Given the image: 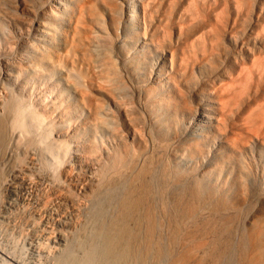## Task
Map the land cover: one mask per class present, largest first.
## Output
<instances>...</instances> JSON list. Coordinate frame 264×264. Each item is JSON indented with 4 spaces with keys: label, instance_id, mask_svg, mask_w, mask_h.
Returning a JSON list of instances; mask_svg holds the SVG:
<instances>
[{
    "label": "bare ground",
    "instance_id": "1",
    "mask_svg": "<svg viewBox=\"0 0 264 264\" xmlns=\"http://www.w3.org/2000/svg\"><path fill=\"white\" fill-rule=\"evenodd\" d=\"M105 1L110 9L111 0ZM189 1L182 7L184 17L174 25L181 41L172 46L167 44L176 32L169 30L172 23L163 19V13L160 28H150L153 33L147 29L158 24L153 11L146 9L150 12L142 16L141 34L145 38L147 30L156 48L169 46L170 56L165 59L172 68L168 71L163 60L162 71H156L149 82L139 69L151 55L140 57L136 52L128 63L121 57L125 51L120 49L126 48L121 36L114 35L120 41L116 48L112 41L93 34L97 31H91L94 25L84 15L90 0L77 3L75 26L71 25L59 53L58 48L50 53L44 46L38 49L44 35L35 39L31 46L39 51L32 53L14 28L4 25L8 30L0 39V225L20 224L19 233L26 241L18 248L0 242V264H243L246 258L239 256L254 247L245 225L264 174L257 176V162L253 166L243 158L231 176L237 163H230L228 169L224 163H229L230 150L244 152L252 136L264 142V16L263 22H253L255 28L250 25L251 2L242 10L239 0L232 1L233 7L229 0H203L206 8L213 3L209 16L205 7L194 5L196 0ZM136 4L130 1L128 19L138 18ZM53 5L46 4L41 12L42 5L34 14L38 36L53 25ZM8 6L11 16H7L15 19L14 8ZM134 22L123 26L134 28ZM227 37L233 46L225 42ZM64 57L73 60L69 69L86 79L81 86L68 71L64 77L75 84L77 104L67 95L54 94V84L38 81L40 70H46L43 58L55 63ZM54 71L47 68L48 74ZM167 72L166 86L161 75ZM91 82L98 91H106L105 97L84 88ZM204 90L213 91L218 104L217 124L214 129L196 121L195 132H188L185 111L196 109L194 92ZM218 135L229 143L218 144L222 154L213 152L214 160L204 163L200 158L210 150L209 137L214 140ZM20 145L25 161L14 159Z\"/></svg>",
    "mask_w": 264,
    "mask_h": 264
},
{
    "label": "rangeland",
    "instance_id": "2",
    "mask_svg": "<svg viewBox=\"0 0 264 264\" xmlns=\"http://www.w3.org/2000/svg\"><path fill=\"white\" fill-rule=\"evenodd\" d=\"M5 1H9V2H11V6H8V5H5ZM31 1V0H30ZM54 1V2H53ZM78 1H80V2H78ZM83 1V0H82ZM81 0H33V1H31V2H29V0L28 1H26L25 2V0H4V3H2L3 1L2 0H0V8H2V9H0V22H1V24H0V39L1 40H3V35H2V33L5 31L6 33H7V30H8V27L9 28H14V32L16 33V35L21 39V41L23 42H26L25 43V45L27 46L28 45V47L30 46V48H32V53H38V51L39 50H37V48H34V50H33V47L31 46L34 42H35V39H38L39 40V37L41 36V35H44V37L46 38V40L47 39H49L48 41H46V40H43L42 42H40L39 44V48L38 49H40V47H42L43 48V46H44V48H46V50L48 51H46V50H44L45 51V53H50L51 52V48H52V50L55 48V49H57L56 51L59 53V52H62V49L64 48V46H62V43H63V45H64V41L66 40V38L68 39L69 37L68 36H70V34H69V32L71 33L72 32V26L71 25H73V26H75L74 25V19L75 18H73V16L75 17V15H76V11L78 10V7H77V5L78 4H80L81 2H82ZM91 1L92 0H90V2H89V4H88V6H87V8H86V12L88 11V13H85L84 15H85V17H87L86 15H88L90 18H89V22H88V24H90V25H94L92 28H91V31L94 29L95 31H97V32H94L93 31V34L95 35L96 33H98L99 34V36H103V37H105V39L108 41V42H110V41H112V45H114L116 48H119V43H120V41H118L117 39V36H114V35H119V36H121L120 38L122 39V41H125L126 42V44H125V46H126V48H121L120 50H122L123 52H124V54L122 53V59H124L125 61H128V63H129V61H130V58L132 59L133 58V54H135L136 52H137V54L139 53V56L141 57V55H144V54H146V56L147 55H151L149 58H147V60H146V64L145 65H141L142 67V70H141V68L139 69L141 72H139V70L137 69V71L139 72V73H141V74H144L147 78H148V80H147V82H149L150 80L152 81L153 79H155V77H154V73L156 72V73H159V72H161L162 71V69H159V68H161L163 65H165L166 64V67H167V69H168V71H171L172 70V68L169 66L170 65V63H169V60H167V59H165V58H167L168 56H170V54H168L169 52L167 51L168 50V47L169 46H172L173 45V43H175V42H178V41H181V36L179 35V33H178V28L176 27V26H174L176 23L178 24V21H181V19H180V17H184V15H183V13H184V11H183V6H185V4H187L188 3V0H176V2H175V0H168V1H166V3H165V0H163V2L161 1V0H150V2L148 1V0H146V2H145V0H135V2L137 3L136 4V7H135V10H136V13L137 14H139L138 15V18H136V16L135 15H132V18L131 17H129V19H128V17H126L127 16V14L129 15V14H131V12L128 10L129 9V3H130V1L131 0H111V4H109L110 6H111V10L109 9V7H107L108 5L105 3V2H107V1H103V0H93L94 1V3H93V1H92V3H93V6H94V4H96V3H98V5L96 4L94 7L92 6V4H91ZM98 1V2H97ZM103 1V2H102ZM114 1V2H113ZM155 1V2H154ZM158 1L160 2H162V4L161 3H158ZM171 1H173L172 3H171ZM193 1H195V0H193ZM193 1H189V2H193ZM197 1V2H196ZM195 2H193L194 3V5H197V6H199L200 8H202L203 7V9H204V7L206 6H204V4L202 5V3H203V0H196ZM233 0H229V3L231 4V7H233L232 6V4H233V2H232ZM243 1V2H242ZM40 2V3H39ZM43 2V3H42ZM48 2V3H47ZM51 2V4H54L53 6H55V11L54 12H56V13H52L51 14V19H50V21H51V23L53 24L52 26H50V25H48V27H46L45 29H44V32H42V34H41V32L39 33V36H38V33L36 34V27H37V24L35 23V15L34 14H37V12L36 11H39L40 12V10L41 9H43V10H41V12L42 11H45L46 9H47V6L49 5V3ZM96 2V3H95ZM100 2H102V3H100ZM110 2V0H108V3ZM174 2H175V4H177L178 5V7H176L177 5H175L174 4ZM202 2V3H201ZM211 2V1H210ZM242 2V3H241ZM250 2H251V4H253V5H251L250 4ZM2 3V4H1ZM30 5H29V4ZM44 3H46L47 4V6H46V4H44ZM78 3V4H77ZM143 3H145V4H143V6H142V4ZM154 3V4H153ZM156 3H158V5H156V9H158L157 11L155 10V8L152 6V5H155ZM183 3H184V5H183ZM192 3V4H193ZM198 3H199V5H198ZM239 3L241 4V9L242 10H244V8L245 7H247V6H252V8L251 9H253V10H251L250 9V11H251V15L253 16V18L254 19H252L251 21H250V25L251 26H254L255 24L254 23H256V24H259V22L261 23V22H263L262 21V19L263 18H261V17H263L264 16V14H262V13H264V8H263V5H264V0H239ZM105 4V5H104ZM115 4V5H114ZM149 4H150V6H149ZM161 4V5H160ZM165 4V5H164ZM168 4H169V6H168ZM173 4H174V6L176 7H173ZM212 4L213 3H211L210 5H207V8L205 7V10L207 9V11L209 12V16H212L213 14H211L212 12H210L211 11V6H212ZM2 5V6H1ZM3 5H4V7H3ZM14 5V6H13ZM34 5V6H33ZM42 5H45V6H43V8L41 7ZM89 5H91L92 7H93V9L91 10L90 9V7L91 6H89ZM148 6L147 8H146V6ZM167 5V6H166ZM172 5V6H171ZM245 7H244V6ZM6 6H8V8H10L11 10H12V8H14L12 11H14V13L12 12L11 14L13 15L14 14V16H15V19L17 20V21H14L15 19L12 17V18H9V16H11V15H9V10L6 8ZM16 6V7H15ZM39 6H40V9H39ZM106 6V7H105ZM159 6V7H158ZM161 6V7H160ZM210 6V8H209V10H208V7ZM27 7H29V8H33L32 10L33 11H31V12H28L29 10H25V8H27ZM91 7V8H92ZM98 9H97V8ZM151 7V8H150ZM158 7V8H157ZM181 9H180V8ZM254 7V8H253ZM6 8V9H5ZM16 8V9H15ZM22 8V9H21ZM35 8V9H34ZM96 8V10H97V13L95 12V11H93L94 9ZM106 8V9H105ZM114 8H116V9H114ZM138 8V9H137ZM142 8H145V10L144 9H142ZM149 8V9H148ZM166 8H168V9H166ZM173 10H172V9ZM177 10L176 12H175V9ZM261 8H263V10L261 9ZM18 9V10H17ZM58 9V10H57ZM88 9V10H87ZM112 9H113V11H112ZM120 9V10H119ZM152 10L153 11V18L152 19H155L154 21H155V23H158V24H153V25H147V29H148V31L149 32H151V33H153V31H155V30H157V29H159L160 27H158V25H160L161 24V22L163 21V19H168L167 20V23L169 24L170 22L172 23V25H170V27H169V30H170V28H171V30H173L172 31V33H174V32H176V33H174V35L172 34V36L173 37H171V41L172 42H170V44L168 43L167 45H169V46H165L164 48L162 47H160V48H156L157 46H155L154 44H151V42H149L150 40L148 39V37H149V34L150 33H148V31L146 30V37L144 38V36L142 35L143 34V32H142V30H143V15L147 12V10ZM165 11H164V10ZM172 11H171V10ZM240 9V10H241ZM5 10V11H4ZM16 10V11H15ZM93 11V12H91V11ZM119 10V11H118ZM142 10H144V12L142 11ZM235 9L234 8H231L230 9V11L233 13V11H234ZM6 11H8V12H6ZM18 11V12H17ZM23 11V12H22ZM118 11V12H117ZM150 11H148L147 12V14L150 12ZM154 11H155V13H154ZM168 11H170V12H173V14H171L170 12H168ZM35 12V13H34ZM90 12V13H89ZM94 12L96 13V14H94ZM128 12V13H127ZM139 12V13H138ZM159 12V13H158ZM180 12V13H179ZM241 12H243V11H241ZM6 13V14H5ZM16 13V14H15ZM92 13H93V17H92ZM163 13L164 15H165V18H164V15L162 14V16H163V19L162 18H160V16H161V14ZM171 14L170 15V18H168L169 17V14L166 16V14ZM174 13H178V15H176V14H174ZM235 13V12H234ZM257 13V14H256ZM2 14V15H1ZM75 14V15H74ZM133 14H135V13H133ZM240 14V13H239ZM6 17H5V16ZM7 15H9V16H7ZM91 15V16H90ZM158 15H159V17H158ZM255 15L257 16V15H259L258 17H255ZM263 15V16H262ZM17 16V17H16ZM94 16L96 17V18H94ZM140 16V17H139ZM155 16V17H154ZM171 16H174V17H172L171 18ZM251 16V17H252ZM142 17V18H141ZM240 17V16H239ZM5 18V19H4ZM92 18V19H91ZM119 18V19H118ZM148 17H146V20L148 21V19H147ZM158 20H157V19ZM257 18V19H256ZM260 18H261V20H260ZM10 19V21H8ZM13 19V20H12ZM32 19V20H31ZM107 19V20H106ZM128 19V20H127ZM138 21H137V20ZM172 19V20H171ZM240 19V18H239ZM4 20V22H3V25H2V21ZM91 20V21H90ZM95 20V21H94ZM96 20H98V22L96 21ZM113 20V21H112ZM115 20H117V21H115ZM136 20V21H135ZM141 20V21H140ZM145 20V19H144ZM159 20L161 21V22H159ZM174 20V21H173ZM177 20V21H176ZM242 20V19H241ZM254 20H257L256 22L254 21ZM258 20H259V22H258ZM264 20V19H263ZM13 21V22H12ZM18 21H19V23H18ZM119 21V22H118ZM135 21V22H134ZM140 21V22H139ZM154 21L153 22H151L150 24H152V23H154ZM10 22H12V23H10ZM114 22V23H113ZM126 22H129V23H133L134 22V24H135V29L134 28H130V27H126L125 26V24H124V26H123V23H126ZM240 22V21H239ZM254 22V23H253ZM17 23V24H16ZM174 23V24H173ZM252 23V24H251ZM8 24V27L7 26H5V28H4V25H7ZM10 24V25H9ZM14 24H15V27H14ZM31 24H34V25H32L31 26ZM36 24V25H35ZM118 24V25H117ZM2 25V26H1ZM16 25H18V26H16ZM20 25V26H19ZM90 25H89V27H90ZM107 25V26H106ZM36 26V27H35ZM98 28H97V27ZM120 27V28H118V27ZM150 26H152V27H150ZM199 26V25H198ZM7 27V28H6ZM19 27L21 28L20 30H19ZM23 27V28H22ZM71 27V28H70ZM115 27H117L116 29H115ZM121 27H123V28H121ZM124 27H126V30L124 31ZM140 29H139V28ZM153 27H154V29H153ZM255 28L257 27V25L256 26H254ZM258 27H260V26H258ZM3 28V29H2ZM56 28V29H55ZM130 28V29H129ZM138 28V29H137ZM150 28H152V30L150 29ZM5 29H7V30H5ZM24 29V30H23ZM35 29V30H34ZM108 29V30H107ZM121 29H123V30H121ZM71 30V31H70ZM136 32V31H138V30H140V32L138 31V33H140V34H138L137 35V37H135V35L133 34L134 33V31ZM151 30V31H150ZM112 31V32H111ZM116 31H118L120 34H116ZM122 31H124V32H122ZM128 31V32H127ZM133 31V32H132ZM38 32V31H37ZM115 32V33H114ZM126 32H127V34H126ZM29 33H30V35H29ZM64 33H66V34H64ZM142 33V34H141ZM33 36H32V35ZM36 34V35H35ZM92 34V35H93ZM98 34H96V35H98ZM110 34H112V35H110ZM129 34V35H128ZM131 34V35H130ZM20 35H22V36H20ZM66 35H68L67 37H66ZM128 35V36H127ZM132 35H134L133 37L135 38H132L131 39V36ZM180 37H179V36ZM38 36V37H37ZM101 36V37H102ZM116 37V38H114V37ZM34 37V38H33ZM65 37V38H64ZM41 38V37H40ZM64 38V39H63ZM108 38V39H107ZM178 38H180V39H178ZM114 40V42H113V40ZM116 39V40H115ZM120 39V40H121ZM125 39V40H124ZM148 39V40H147ZM227 39H228V37H227ZM27 40V41H26ZM226 40V39H225ZM117 41V42H116ZM130 41V42H129ZM51 42V43H50ZM226 43L228 42V44L230 45V46H233L234 44L232 43V41H231V38H229L227 41H225ZM229 42H231V43H229ZM260 42H262V40H260ZM260 42H259V44H260ZM61 43V44H60ZM111 43V42H110ZM129 43V44H128ZM171 43H172V45H171ZM95 44V43H94ZM143 45V46H142ZM118 46V47H117ZM61 47V48H60ZM159 47V46H158ZM151 48V49H150ZM6 53L9 51V49H10V47L8 46V48L6 47ZM59 49H61V50H59ZM128 49V51H129V53H127V50ZM162 49H164V50H162ZM233 49H235V48H233ZM4 50H5V48H4ZM59 50V51H58ZM142 50H144V52H142V53H140V52H138V51H142ZM145 50H147V51H145ZM150 50V51H149ZM5 52V51H4ZM168 52V53H167ZM127 53V54H126ZM144 53V54H143ZM148 53V54H147ZM165 54V55H164ZM131 55V56H130ZM68 58H70V57H64V59H61V60H58V61H56L55 63H53L52 62V60H50V62H48L47 63V60L46 59H42V63H44V64H46L45 65V68H46V70L44 69H42V71L40 70V73L42 72V76H41V78L40 77H38V78H40V80L38 79V81H40V82H44L43 80H46V81H48V82H50L51 84H54V94L56 93L59 97H60V95H59V93H61V94H64L65 95V97H69V98H71L73 101H74V103H76L77 104V96H76V89H74L75 88V84L74 85H70L67 81H66V78H64L65 76H66V74H67V71H68V73H70V74H72L73 76H74V78H75V80H77V79H80V82H79V80L77 81L80 85L81 84H85L86 82H85V80L84 79H82V78H80V75L79 74H77L78 72L75 70V69H73L74 71H72V70H70L69 69V67L71 66V64L73 63L72 61L73 60H71V58L70 59H68ZM144 58V57H143ZM68 59V60H67ZM44 60V61H43ZM136 60H138V59H136ZM163 60H165V64H163ZM62 63H63V65H62ZM49 64H51V65H49ZM57 64V65H56ZM59 64V65H58ZM152 64V65H151ZM48 65V66H47ZM159 65V66H158ZM72 67V66H71ZM70 67V68H71ZM165 67V68H166ZM47 68H48V70H55L54 71V73L53 74H48L49 72H47ZM154 68V69H153ZM197 70V73L199 74L200 73V69L199 68H196ZM161 70V71H160ZM163 70H165L164 68H163ZM43 71H45L46 73H44ZM72 72V73H71ZM144 72H146V73H144ZM30 73L32 74L33 73V71L31 72L30 71ZM147 74H148V76H147ZM169 74H170V72L168 73H166V76H165V74H162L161 75V77H164L165 78V81H166V83H165V81H164V78H163V80L162 81H164V82H162V84H165L166 86L170 83L169 81H170V78H169ZM167 75H168V78H167ZM145 76H142L141 78H145L146 79V77ZM149 77H151V78H149ZM167 79L169 80L168 82H167ZM41 84V83H40ZM50 84V85H51ZM92 85V86H91ZM82 86V85H81ZM90 86V87H89ZM89 86H87V85H84V88H87L86 90H91L92 91V93L93 94H95L96 96H99V97H105V93L104 92H106L105 90L103 91L101 88H99V91H98V89H96L97 87L96 86H94L93 84H92V82H91V84L89 85ZM59 87H62V89H60L59 90ZM92 87V88H91ZM96 89V90H95ZM73 91H75V92H73ZM211 91V90H210ZM206 91V90H204L203 91V93H200V92H194V96H195V107H196V109L194 110H189V111H185V116L184 117H186V119L184 120V125H185V127L187 128V131L188 132H195V127H194V123L196 122V121H200V122H205V123H207V124H211L212 125V127L215 129V125L217 124V120H216V118H217V116H218V114H219V108H217L218 107V104L215 102V98H213V96H214V94H213V91ZM53 94V95H54ZM67 95V96H66ZM76 96V97H75ZM58 97V98H59ZM67 97V98H68ZM107 97V96H106ZM198 97V98H197ZM50 98H51V95H50ZM50 100V99H49ZM200 104H201V106H200ZM202 105H204V107L202 106ZM114 106V105H113ZM211 107V108H213V110H211V109H207L208 107ZM198 107V108H197ZM203 108V109H202ZM216 108V109H215ZM208 110H210V111H208ZM81 112V113H80ZM78 113H80V115L81 114H83V111H81V109H79V111H78ZM77 113V111H76V114H78ZM206 114V116H203L202 114ZM79 115V114H78ZM79 117V116H78ZM216 122V123H215ZM214 125V126H213ZM229 134H231V133H229ZM232 135V134H231ZM201 136V135H200ZM247 139V138H246ZM209 140H210V144L211 145H209V147H208V149H210L209 150V152L206 154V155H203V156H201L202 158H200L201 160H203L204 161V163H207V162H209V160H214V158H213V152H216L217 154H222V152L221 151H219V150H217L218 148L217 147H219V146H217L218 144H222V145H227L229 142H227V140H226V138H225V136H221V135H218L217 137H216V139H214V140H212L210 137H209ZM248 140V139H247ZM225 145V146H226ZM21 146V147H20ZM19 147L20 148H18L20 151H18V149L14 152L16 155H17V157H18V159L19 160H17V157L16 158H14V159H16V161H25L26 159H25V154H22V152H24V150H23V148H22V145H20ZM21 148H22V150H21ZM227 148V147H226ZM245 149H244V152H238V149L237 148H234V149H232V151L230 150V154H229V157H230V160H229V163H224V165L226 166V169H228V165H230V163H237V165H236V167L235 168H233V171L231 172V176H234L235 175V173L237 172V167L239 166V163H243V158H246L248 161H250L251 163H252V165L253 166H255L254 164H255V162H257L256 163V166H258V170H257V172H256V174H257V176L259 175H262V173L264 174V142L262 141V139L261 138H255V137H253L252 136V140H250L249 139V142H247V146H245L244 147ZM236 150V151H235ZM13 153V154H14ZM19 153H21V154H18ZM14 154V155H15ZM15 155V156H16ZM21 155H23L24 156V159H21L22 158V156ZM21 156V157H20ZM221 156V155H220ZM14 157V156H13ZM234 159V160H233ZM240 160V161H239ZM18 163V162H17ZM20 163V162H19ZM22 164H24V163H21V165ZM255 168V167H254ZM222 176H224V174L222 173ZM261 177V176H260ZM262 177H263V175H262ZM263 187V188H262ZM261 187V190L259 189V190H257L256 191V195H254V197L257 199V200H255V202H253V204H252V206H253V208H252V210H251V212L249 213L250 215L248 216V220H247V224L245 225V230H246V233L248 234V235H250L249 233H251V238H250V240H251V243H253L254 244V247H255V249H254V247H253V249L255 250V251H257L256 252V254L258 253V255H260V257H261V259L259 258V257H256V256H258V255H254L257 259H255V257H253V254H255V251H254V253L251 255L250 253H252V251H253V249H251V250H249L245 255L247 256H244V255H242V256H239V257H241L240 259H244V258H246V259H244L243 261V264H264V185ZM258 192V193H257ZM4 224H6V223H4ZM12 224V225H11ZM11 226V227H9V226ZM15 225H17V226H15ZM20 225V224H19ZM18 225V223H8L7 224V226L6 225H0V227H1V229H0V239H1V237H2V239L0 240V242L2 243V244H4V245H6L5 243H7V245L6 246H10V247H14V246H16V248H18V245H19V247L21 246V242H25L26 240L25 239H23L24 237H22L21 236V230L18 228V227H21V226H19ZM3 226H5V227H3ZM3 227V228H2ZM10 228V229H9ZM17 229H19V230H17ZM190 229V228H189ZM258 229V230H257ZM262 229V230H261ZM18 232H17V231ZM256 230V231H255ZM7 231H9V232H7ZM12 231V232H11ZM252 231V232H251ZM261 231V232H260ZM20 232V233H19ZM255 233V235L257 234L258 235V233L257 232H259V235H258V237H257V235H256V237L255 238H253V236H252V233ZM3 233H4V235H3ZM18 233V234H17ZM197 232H195V234H196ZM199 233V232H198ZM196 234L197 236H199L200 234ZM253 233V234H254ZM20 235V236H19ZM249 237V236H248ZM21 238V239H20ZM17 239V240H16ZM18 239H19V242H18ZM255 240V241H254ZM14 241V242H13ZM23 242V243H24ZM16 243V244H15ZM14 244V245H13ZM257 244H258V246H257ZM258 247V248H257ZM11 249V248H10ZM250 255L252 256L251 258H254V259H251L250 258V260H252V261H248L249 259H248V257H250ZM262 255V256H261ZM259 258V259H258ZM247 260V261H246ZM255 260H256V262H255ZM263 261V262H262ZM242 262V261H241ZM253 262H255V263H253Z\"/></svg>",
    "mask_w": 264,
    "mask_h": 264
}]
</instances>
